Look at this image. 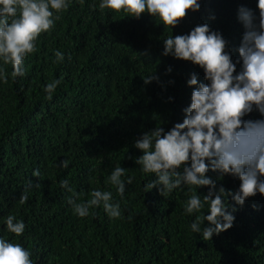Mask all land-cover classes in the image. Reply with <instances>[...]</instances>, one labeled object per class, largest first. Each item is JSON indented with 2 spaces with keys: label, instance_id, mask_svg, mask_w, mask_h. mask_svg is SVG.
Here are the masks:
<instances>
[{
  "label": "trees",
  "instance_id": "obj_1",
  "mask_svg": "<svg viewBox=\"0 0 264 264\" xmlns=\"http://www.w3.org/2000/svg\"><path fill=\"white\" fill-rule=\"evenodd\" d=\"M98 5L72 0L35 41L23 77H11L12 65H3L9 75L7 83L0 81V236L22 244L33 264H264V196L246 199L233 226L205 240L190 225L207 209L184 212L191 195L186 187L144 192L155 177L135 163L142 153L133 146L143 132L183 120L191 73L207 83L199 66L162 55L163 39L207 23L223 34L235 60L244 31L237 7L247 6L258 18L256 0H200V10L186 12L172 29L147 13L136 19ZM56 50L64 53L62 62L55 60ZM152 73L158 81L145 85L142 77ZM57 79L49 98L44 87ZM260 118L257 112L244 117ZM116 166L126 169L123 180L132 181L123 197L106 183ZM206 175L218 187L239 188L238 178ZM62 179L80 201L91 199L93 189L111 191L121 215L110 218L102 206L91 207L86 217L75 215ZM29 181L33 186L21 204ZM197 191L203 195L207 188ZM8 214L24 221L20 236L6 230Z\"/></svg>",
  "mask_w": 264,
  "mask_h": 264
},
{
  "label": "clouds",
  "instance_id": "obj_2",
  "mask_svg": "<svg viewBox=\"0 0 264 264\" xmlns=\"http://www.w3.org/2000/svg\"><path fill=\"white\" fill-rule=\"evenodd\" d=\"M71 3L72 0H0V81H8L9 74L3 65H12L13 78L25 75L24 60L35 50V41L54 27L59 13ZM98 7L122 10L136 19L147 13L172 29L186 12L200 10V0H99ZM256 8L258 18L247 6L237 7V21L244 31L235 49L238 53L235 60L227 50L228 41L223 34L207 23L196 25L187 34L163 39L162 55L199 66L207 83H199L196 73H191L186 80L192 89L191 100L183 109V120L167 130L159 126L143 132L133 144L142 153L134 158L135 163L143 173L155 177L144 184V192L155 188L162 195L186 187L191 195L184 204V212L191 215L207 209L190 225L205 240L230 229L234 213L246 199L257 193L264 196V0H256ZM54 56L57 62L64 59L59 50ZM171 71L169 66L166 72ZM142 79L148 85L159 78L152 73ZM59 83L57 79L45 85L44 92L49 98ZM173 99L168 97L169 102ZM252 112L259 113L261 118L244 119ZM60 166L67 167V161ZM125 171L116 166L106 180L121 197L126 184L132 182L131 178L122 179ZM208 172L216 173L218 179L225 175L238 178L239 188L232 191L222 185L218 187L216 180L206 175ZM32 174L38 177L39 169ZM32 186L31 181L26 184L19 199L21 204L27 201ZM60 186L72 193L67 203L79 217L88 216L89 209L95 206H102L110 218L121 215L120 204L111 191L93 189L91 199L80 201L67 179L60 180ZM192 186H196L195 190ZM201 187L207 188L206 194L198 193ZM3 224L16 236L25 230L24 221L13 214L4 217ZM30 256L22 244L0 236V264H33Z\"/></svg>",
  "mask_w": 264,
  "mask_h": 264
}]
</instances>
